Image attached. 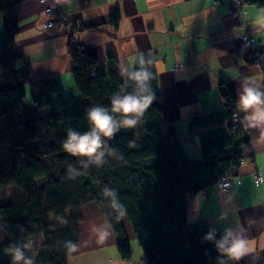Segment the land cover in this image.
I'll use <instances>...</instances> for the list:
<instances>
[{
    "label": "trees",
    "instance_id": "obj_1",
    "mask_svg": "<svg viewBox=\"0 0 264 264\" xmlns=\"http://www.w3.org/2000/svg\"><path fill=\"white\" fill-rule=\"evenodd\" d=\"M21 1L0 0V188L13 185L26 198L17 206L0 203V227L8 225L6 238H0V264H11L6 247L23 245L22 240L40 233L44 241L35 264H69L68 259L79 251L81 208L92 202L106 216L125 259L132 256L126 221L146 264H220L221 259L231 258L216 246L223 234L202 222L188 223L186 212L189 193L209 191L231 166L240 169L243 155L238 147L247 150L248 139L247 130H233L232 116L237 111L232 97L227 95L224 101L228 139L203 144L202 159H191L183 153L175 127L166 129L152 69L155 99L141 122L133 129L121 128L111 139L102 138L108 146L102 149L105 155L99 165L72 156L62 148L67 129L89 131L86 109L97 104L110 108L112 94L132 92L135 83L120 76L113 55L107 70L92 76L90 69L99 60L86 47L75 49L73 41V77L80 98L65 96L58 78L35 76L23 53L13 47L19 31L15 9ZM245 4L264 8V0H243L241 10ZM118 18L116 11L112 22ZM26 99L34 108L25 106ZM106 188L115 190V197L105 195ZM114 198L126 210L119 221ZM210 233L214 238L205 239ZM68 241L77 245L76 251H68Z\"/></svg>",
    "mask_w": 264,
    "mask_h": 264
},
{
    "label": "crops",
    "instance_id": "obj_2",
    "mask_svg": "<svg viewBox=\"0 0 264 264\" xmlns=\"http://www.w3.org/2000/svg\"><path fill=\"white\" fill-rule=\"evenodd\" d=\"M50 3L57 12L66 14L67 23L77 30L74 39L95 59L108 61L113 55L119 69H138L141 55L152 60L164 124L166 129L168 125L175 127L181 149L191 159H202L203 144L228 139L225 96L232 97L237 113L244 119L246 113L238 107V93L242 92L245 80L259 84L264 91V68L247 58L248 45L242 39L250 32L264 49V8L245 4L241 10L231 7L229 0H50ZM45 7L39 0H24L16 5L19 31L13 47L23 53L35 76L58 78L65 96L80 98L73 77L70 43L74 39L64 29L44 26ZM116 11L119 18L113 23ZM2 27L0 13V31ZM245 123L246 158L233 176L230 190L214 185L209 191L188 194V223L202 222L223 236L226 228L246 230L249 251L239 259H226L224 264H258L264 260V183L255 184L256 172L264 175V125L249 126L247 120ZM92 217H84L79 224V251L68 259L69 264H131L130 260L132 264H146L135 236L127 237L132 231L129 226L126 237L132 256L125 259L106 216L97 212ZM94 219L99 226L92 224ZM97 229L111 231L110 237L98 242ZM40 235L39 248L35 250L32 246L34 254L31 241L26 240L29 244L26 257L31 252L33 264L44 241L42 233L37 236Z\"/></svg>",
    "mask_w": 264,
    "mask_h": 264
},
{
    "label": "clouds",
    "instance_id": "obj_3",
    "mask_svg": "<svg viewBox=\"0 0 264 264\" xmlns=\"http://www.w3.org/2000/svg\"><path fill=\"white\" fill-rule=\"evenodd\" d=\"M138 63L140 65L138 69L122 67L119 72L121 77L126 78V81L130 80L135 83V89L123 95L120 92L113 93L110 99V108L97 104L86 109L87 120L91 126L90 130L80 133L68 128L67 138L62 141V148L65 152L72 156L87 157L99 165L103 162L105 155L102 150L105 146L102 138L111 139L121 128L133 129L141 122L145 111L155 99V93L151 84L154 76L151 67L152 60L141 55ZM242 88V92L238 93V107L246 113L244 119L249 122V126L264 125V91L260 90L259 84L248 80H245ZM114 114H119L120 118L117 119ZM129 146L135 145L130 143ZM257 183H264V175L260 177V181ZM104 194L115 197V190L109 191L106 188ZM112 203L113 207L119 211V215L116 217L119 221L126 210L124 205L115 198ZM224 231V236L216 245L223 256L239 259L249 251L250 241L245 229L237 232L233 228H226ZM96 235L98 242H104L110 237L111 231L97 229ZM213 238L214 234L212 233L205 237L207 240ZM28 247L29 244L27 243L23 245L12 244L6 247L4 251L10 255L11 264H21V262L22 264H33V261L25 255V249ZM66 247L69 252L77 249V245L72 241L66 242ZM220 264H224L223 259H221Z\"/></svg>",
    "mask_w": 264,
    "mask_h": 264
},
{
    "label": "built area",
    "instance_id": "obj_4",
    "mask_svg": "<svg viewBox=\"0 0 264 264\" xmlns=\"http://www.w3.org/2000/svg\"><path fill=\"white\" fill-rule=\"evenodd\" d=\"M39 1L46 4L45 14L48 16V19L45 22V26L51 28L52 26H54V24L57 26H60L59 23H62V25L65 24L64 20H66V14H59L56 11L54 4L50 3V0H39ZM230 1H231L230 3L231 7H235V8L242 7L241 5L243 4V0H230ZM68 33L73 35L74 33L73 29L71 28L68 31ZM242 39H244L245 43H247L248 45L249 50L247 52V58L253 62L259 63L262 67H264V51L262 48H260L257 45V38H254V36H252L250 32H246L245 35H243ZM73 42H74L75 49L80 50V51L85 50V46H83L81 43L76 42L75 39L73 40ZM108 67H109L108 62L98 61L95 66L91 67L90 74L94 76L97 74V72L106 71ZM232 118H234V120H232V123H231L233 125V130L237 131L240 128L244 129V131L247 130V125L243 124L244 121L242 119L241 114L235 113L232 116ZM238 148L241 149L243 158L245 159L244 155H245L246 149L241 145ZM243 158L241 159V161H243ZM230 168H231L230 171H227L221 175L219 182L216 184V187L218 189L230 190L231 185H232L233 175L239 171V168H237L236 166H231ZM261 175H262L261 171L256 172V177H257L256 182H255L256 186L260 185V183H257V182L260 181ZM191 228L192 227L189 226V230Z\"/></svg>",
    "mask_w": 264,
    "mask_h": 264
},
{
    "label": "rangeland",
    "instance_id": "obj_5",
    "mask_svg": "<svg viewBox=\"0 0 264 264\" xmlns=\"http://www.w3.org/2000/svg\"><path fill=\"white\" fill-rule=\"evenodd\" d=\"M57 11V10H56ZM59 13V12H58ZM60 14V13H59ZM46 15V14H45ZM47 16V15H46ZM47 19H48V16H47ZM47 19H46V21H47ZM67 16H66V20H64V23L65 24H63L62 25V23H59V25L60 26H57V25H55L54 24V26H52V27H59L60 29H64V30H66L67 32L71 29V27H72V25H70V24H68L67 23ZM45 21V22H46ZM45 22H44V26H45ZM46 28H49V27H47V26H45ZM51 27V28H52ZM50 29V28H49ZM73 31H75V30H73ZM77 31V30H76ZM75 31V32H76ZM74 32V33H75ZM69 35L71 36L70 37V39L71 40H73L74 39V35H71L70 33H69ZM99 61H101V62H107V61H103V60H99ZM264 68V67H263ZM28 87V89H29V86H27ZM25 106L27 107V108H34V106H33V104L31 103V106H29L28 104H29V102H28V100L26 99L25 101ZM104 144H105V146H104V148H106L107 146H108V142H104ZM103 148V149H104ZM243 160H244V158H243ZM242 162V161H241ZM233 180V179H232ZM226 191V190H225ZM7 198V199H6ZM23 198H24V200L26 199L25 198V195L17 188V187H15V186H13V185H7V186H5V187H3V188H0V203H6V202H12L13 204H14V206H17V205H19V204H21V201L23 200ZM6 199V200H5ZM189 197H188V195H187V202H188V205H189ZM24 202V201H23ZM82 209V212H83V210H85L84 211V213H82V217L84 218H87V219H91V218H93L92 216H95V213H97V212H99V213H101V214H103L102 213V210L96 205V203L95 202H92V203H90V204H88V205H86V206H83V208H81ZM83 214H84V216H83ZM108 222V221H107ZM93 225H98L99 226V222H98V220H95L94 219V221H93V223H92ZM109 225V224H108ZM126 226H129L130 227V229L132 230V227L129 225V223H128V221H126ZM7 227H8V225L6 226V225H4V226H2V227H0V238L1 239H3V238H6L5 237V235H7ZM132 235V237L134 236L133 235V230L130 232V233H127V237H130ZM40 238H41V235L40 236H37V235H35V236H33V238H32V236H31V238H29V241H31V242H29V243H31V250H32V252L34 251L33 250V248H32V246L34 247V249L36 250L37 248H39V245H40ZM25 240H27V239H25ZM25 240H22L24 243H26L27 241H25ZM33 243V244H32ZM78 250V249H77ZM35 252V251H34ZM34 252H33V254H34ZM29 258H31L32 259V254H31V252H30V256H29ZM130 263L132 264V261L130 260Z\"/></svg>",
    "mask_w": 264,
    "mask_h": 264
},
{
    "label": "bare ground",
    "instance_id": "obj_6",
    "mask_svg": "<svg viewBox=\"0 0 264 264\" xmlns=\"http://www.w3.org/2000/svg\"><path fill=\"white\" fill-rule=\"evenodd\" d=\"M232 120H234V118H232Z\"/></svg>",
    "mask_w": 264,
    "mask_h": 264
}]
</instances>
